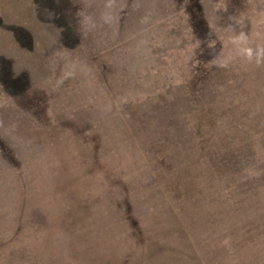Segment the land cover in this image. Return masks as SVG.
<instances>
[{
  "label": "rangeland",
  "instance_id": "1",
  "mask_svg": "<svg viewBox=\"0 0 264 264\" xmlns=\"http://www.w3.org/2000/svg\"><path fill=\"white\" fill-rule=\"evenodd\" d=\"M0 264H264V0H0Z\"/></svg>",
  "mask_w": 264,
  "mask_h": 264
}]
</instances>
